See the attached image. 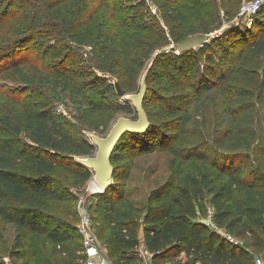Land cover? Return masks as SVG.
Here are the masks:
<instances>
[{
  "label": "rangeland",
  "instance_id": "obj_1",
  "mask_svg": "<svg viewBox=\"0 0 264 264\" xmlns=\"http://www.w3.org/2000/svg\"><path fill=\"white\" fill-rule=\"evenodd\" d=\"M97 1L67 0L49 8L51 0H0V52L2 46L11 43L13 58L16 62L27 60L22 67L29 75V81H24L10 71L3 73L12 58L0 60V140L8 131L9 124L5 121L9 118V123L21 128V140L31 145L33 130L27 127L23 106L14 96L21 97L20 103H34L46 97L56 105L65 128L94 145L92 136L107 137L121 117L138 120L136 106L129 96L139 93L142 79L148 74L144 107L151 129L139 137L142 148L131 149L122 143L121 154L112 163L127 172L126 178L114 177L109 192L114 199H122L117 204L124 220L138 223L139 230L152 191L180 168L187 173L198 171L204 156L234 154L236 165H243L246 171L257 165L264 169V101L259 99L260 91L264 95L263 73L244 58L247 43L253 39L249 37V29L264 31V8L259 15L248 17L240 14L247 0H108L112 5L103 6L89 24L73 32L68 31L69 26H63L65 17L94 7ZM119 8V12H113ZM108 31H117L118 40L105 48L99 37ZM199 33L211 36L209 43L214 44L209 54L213 58L208 60L198 54L200 68H193L186 87L181 88L171 81L168 69L159 65V59L165 53H180L179 43ZM66 45L73 47L72 68L81 71L86 81L99 82L97 89L105 98V125H100V112L92 116L91 106L78 100L80 94L72 91L65 78L32 72L34 63L49 67L55 64L57 53L63 56L69 52ZM205 71H209L206 78ZM256 71L260 77L255 83L242 78L243 73L253 75ZM123 80L127 82L123 85L125 96L119 95L115 86ZM202 81L208 82L209 88H202ZM178 96H184L188 102L176 112L169 108V101ZM17 149L24 155L34 154L22 145ZM96 151L95 146L93 155ZM248 154L250 157L246 159ZM84 157L88 156L76 155L77 159ZM19 158L14 154L15 162L28 164L26 159ZM91 171L93 177L84 186L72 189L78 197V209L85 207L90 213L102 250L107 251L108 231L104 232L103 220L105 190L94 187L95 172ZM118 182L120 186L115 184ZM199 219L221 234L227 231L225 223L214 221L210 205ZM80 223L81 215L77 221L79 229ZM16 236V226L0 219V264L4 261L25 264L12 254ZM239 239L248 246L246 238ZM251 250L256 256L264 255L259 249ZM135 252L134 264H179L186 259L185 254L154 259L144 242Z\"/></svg>",
  "mask_w": 264,
  "mask_h": 264
},
{
  "label": "trees",
  "instance_id": "obj_2",
  "mask_svg": "<svg viewBox=\"0 0 264 264\" xmlns=\"http://www.w3.org/2000/svg\"><path fill=\"white\" fill-rule=\"evenodd\" d=\"M66 1L51 0L49 8ZM97 3L94 7L65 17L63 26H69L68 31L73 32L89 24L103 6L112 5L108 0H98ZM263 8L264 4L257 15ZM119 11L120 8L113 12ZM249 37L253 39L247 43L244 58L257 69H262L264 83V31L249 29ZM99 39L102 44H106L105 48H109L117 42L118 32H104ZM213 44L207 41L197 47L199 50L195 48L180 53H165L159 59V65L168 69L167 75L172 82L185 88L193 68H200L198 54L205 55L209 60L212 57L209 48ZM12 46L11 43L2 46L0 60L12 58L11 65L5 67L3 73L10 71L16 77L29 81V75L22 67L27 64V60L16 62L14 52L10 50ZM65 48L69 52L63 56L57 53L55 64L49 67L48 64L34 63L31 65L32 72L65 78L72 91L80 94L78 100L91 106L92 116L100 112V125H105V98L97 89L99 82L86 81L81 71L72 68L74 55L73 50H70L73 47L66 45ZM208 72H203L205 78ZM259 77L258 71L253 75L246 72L242 74L245 82L250 84ZM45 80L42 79V82ZM118 82L126 91L123 85L127 82ZM200 83L202 88H209L208 82ZM14 97L22 104L27 127L33 133L31 145L23 142L21 128L9 123L8 118L5 121L9 124L8 131L0 140V219L17 228L12 254L25 264H85L84 238L77 224L80 218V209L76 205L78 197L72 188H81L93 177L91 169L83 165L76 155L92 156L95 144L75 131L66 129L65 120L59 117L56 105H52L46 97L34 103H20L21 97ZM259 99L264 101L261 91ZM187 102V98L178 96L169 101V108L181 111ZM144 134L127 132L112 154V163L121 154L122 143L131 149L142 148L138 140ZM20 145L33 150L34 154L24 155L21 149H17ZM14 154L19 159H26L28 164L25 166L15 162ZM249 157L250 154L246 155V159ZM235 158L237 155L223 153L211 158L204 156L198 171L187 173L184 168H180L172 173L149 196L143 216V239L139 237L138 223L123 219L124 213L117 204L122 199H114L110 195L111 187L105 190L103 220L106 224L104 232L108 231L105 244L112 264H134L135 249L141 242H144L154 259L177 258L185 254L186 259L179 264H254L257 256L251 249L264 251V169L257 165L246 171L243 165H236ZM114 167L115 178L127 177V172ZM115 184L121 185L120 182ZM209 205L214 212V221L225 223L226 233L246 238L247 247L230 242L224 234L211 229L206 221L199 219Z\"/></svg>",
  "mask_w": 264,
  "mask_h": 264
},
{
  "label": "water",
  "instance_id": "obj_3",
  "mask_svg": "<svg viewBox=\"0 0 264 264\" xmlns=\"http://www.w3.org/2000/svg\"><path fill=\"white\" fill-rule=\"evenodd\" d=\"M210 38V35L204 33L192 35L179 44V51L184 52L195 49L209 41ZM147 78L148 74L144 75L139 93L129 96L136 106L138 120L121 117L117 120L107 137L93 135L92 140L97 147L96 154L79 159L83 165L94 170V180L101 189L107 190L113 185L115 167L112 164V154L123 136L127 132L145 133L151 127V122L144 107V100L147 94ZM116 87L119 95L125 96L127 94L119 82H116ZM144 236L145 225L143 223L140 227L139 237L143 239Z\"/></svg>",
  "mask_w": 264,
  "mask_h": 264
},
{
  "label": "built area",
  "instance_id": "obj_4",
  "mask_svg": "<svg viewBox=\"0 0 264 264\" xmlns=\"http://www.w3.org/2000/svg\"><path fill=\"white\" fill-rule=\"evenodd\" d=\"M263 4L264 0L244 1L240 9V14L248 17L255 16L261 10ZM59 109L63 108L60 106ZM80 215V231L83 234L84 251L86 254L85 264H112L107 251L102 250V242L95 232L92 216L85 207L80 209ZM224 235L230 242L237 245H243L240 239L235 237L233 234L225 233ZM254 264H264V255L257 256Z\"/></svg>",
  "mask_w": 264,
  "mask_h": 264
},
{
  "label": "bare ground",
  "instance_id": "obj_5",
  "mask_svg": "<svg viewBox=\"0 0 264 264\" xmlns=\"http://www.w3.org/2000/svg\"><path fill=\"white\" fill-rule=\"evenodd\" d=\"M94 187H95V188H100V187H98V185H97V184H94Z\"/></svg>",
  "mask_w": 264,
  "mask_h": 264
}]
</instances>
